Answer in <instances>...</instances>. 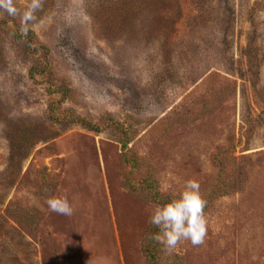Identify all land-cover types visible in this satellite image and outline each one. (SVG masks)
<instances>
[{
    "label": "rangeland",
    "instance_id": "1",
    "mask_svg": "<svg viewBox=\"0 0 264 264\" xmlns=\"http://www.w3.org/2000/svg\"><path fill=\"white\" fill-rule=\"evenodd\" d=\"M101 1L43 0L27 33L0 10V264H150L157 204L130 171L207 201L203 243L159 264H264V0H134L115 31ZM23 127L40 144L17 173Z\"/></svg>",
    "mask_w": 264,
    "mask_h": 264
},
{
    "label": "clouds",
    "instance_id": "2",
    "mask_svg": "<svg viewBox=\"0 0 264 264\" xmlns=\"http://www.w3.org/2000/svg\"><path fill=\"white\" fill-rule=\"evenodd\" d=\"M42 5L43 0H30L20 12L14 0H0V10L11 16H20L21 30L25 33L29 30L30 22L36 20L35 13ZM46 203L54 213L69 217L73 215L74 209L66 197L52 195ZM206 205L198 181L186 180L177 197L149 210L148 223L158 231L150 233L148 238L162 245L166 254H171L182 241H190L194 246L202 244L207 228Z\"/></svg>",
    "mask_w": 264,
    "mask_h": 264
},
{
    "label": "trees",
    "instance_id": "3",
    "mask_svg": "<svg viewBox=\"0 0 264 264\" xmlns=\"http://www.w3.org/2000/svg\"><path fill=\"white\" fill-rule=\"evenodd\" d=\"M101 2L102 6L107 5L108 10H111L112 14H118V23L113 28H111L112 31H115L116 28L123 29L128 23V21L137 15L138 5L133 3L134 0H103ZM30 35L34 34L31 32ZM39 144L40 140L37 139L36 131L32 130L30 127H23L17 129L16 133L12 137L13 154L11 168H17V173H21V171H19L22 168L20 167V165L28 159L33 149ZM139 162L140 160L136 156H133L132 158L128 157L126 159V164L132 167L133 170H138ZM142 165L146 166V168L148 169H151L148 163H144ZM134 175L135 172L130 171L125 180V188L132 194L138 195L142 190L148 191L150 192L149 199L156 204L165 203L170 199H173L171 197L161 194L159 190V183L151 176L146 178L141 183H137L135 181ZM219 193L220 194H217V197H225L229 194V189L220 188ZM157 231L158 229L153 226L150 233H155ZM161 246L162 245L148 238L147 243L144 247V251L145 256L149 260L150 264H159L158 256L161 251Z\"/></svg>",
    "mask_w": 264,
    "mask_h": 264
}]
</instances>
